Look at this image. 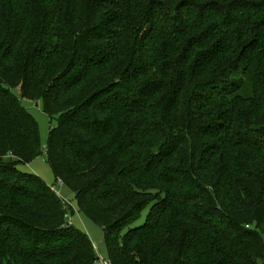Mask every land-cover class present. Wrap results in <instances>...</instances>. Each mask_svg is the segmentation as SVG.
I'll use <instances>...</instances> for the list:
<instances>
[{"label": "trees", "instance_id": "trees-1", "mask_svg": "<svg viewBox=\"0 0 264 264\" xmlns=\"http://www.w3.org/2000/svg\"><path fill=\"white\" fill-rule=\"evenodd\" d=\"M22 100L111 264H264V0H0V264H95Z\"/></svg>", "mask_w": 264, "mask_h": 264}, {"label": "rangeland", "instance_id": "rangeland-1", "mask_svg": "<svg viewBox=\"0 0 264 264\" xmlns=\"http://www.w3.org/2000/svg\"><path fill=\"white\" fill-rule=\"evenodd\" d=\"M18 95V90H13ZM22 105L33 115L40 127L42 151L41 155L30 164L20 165L18 169L23 173H31L42 178L50 187L55 188L56 192L62 200L68 205L69 223L81 232L87 234L94 243L98 260L95 264H103V261L109 262L107 246L104 242L103 229L94 224L84 214L80 212L79 205L74 191L67 184H60L51 169L47 160V146L49 141L50 130L57 126L58 121L52 120L44 111L43 102H33L22 100ZM145 212L143 218L138 222L137 226L144 224L146 221Z\"/></svg>", "mask_w": 264, "mask_h": 264}, {"label": "built area", "instance_id": "built-area-1", "mask_svg": "<svg viewBox=\"0 0 264 264\" xmlns=\"http://www.w3.org/2000/svg\"><path fill=\"white\" fill-rule=\"evenodd\" d=\"M60 184H63L62 181H59ZM103 264H111L110 262L103 261Z\"/></svg>", "mask_w": 264, "mask_h": 264}, {"label": "crops", "instance_id": "crops-1", "mask_svg": "<svg viewBox=\"0 0 264 264\" xmlns=\"http://www.w3.org/2000/svg\"><path fill=\"white\" fill-rule=\"evenodd\" d=\"M55 191H56V189L55 188H53ZM58 194V193H57Z\"/></svg>", "mask_w": 264, "mask_h": 264}]
</instances>
